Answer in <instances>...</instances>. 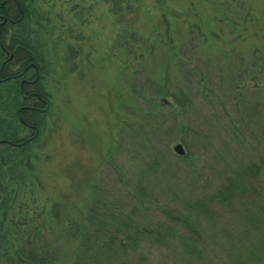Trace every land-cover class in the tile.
I'll list each match as a JSON object with an SVG mask.
<instances>
[{
  "label": "rangeland",
  "instance_id": "1",
  "mask_svg": "<svg viewBox=\"0 0 264 264\" xmlns=\"http://www.w3.org/2000/svg\"><path fill=\"white\" fill-rule=\"evenodd\" d=\"M37 2L42 20L27 32L51 98L41 133L18 128L31 145L0 155V264L24 241L72 264L91 215L119 237L163 227L142 255H122L128 264L237 262L229 246L245 222L212 196L264 153V0ZM199 201L213 218L197 221ZM107 206L118 219L100 216ZM166 212L192 218L199 258L182 251L174 236L191 235Z\"/></svg>",
  "mask_w": 264,
  "mask_h": 264
},
{
  "label": "trees",
  "instance_id": "2",
  "mask_svg": "<svg viewBox=\"0 0 264 264\" xmlns=\"http://www.w3.org/2000/svg\"><path fill=\"white\" fill-rule=\"evenodd\" d=\"M37 6V0H7L5 5H0V21H2L0 24V67H2L0 79H4L0 80V112L7 114L10 123L6 124L9 126L7 129L0 123V143L4 146L0 155L8 154L9 149H18L23 152L31 145L34 140L19 138L18 128L35 129L41 133L42 117L48 110L51 98L42 83L40 48L27 32L31 23L38 24L42 20L39 6ZM3 48L9 56L12 55V58L5 62H2L5 53ZM36 72H38L37 75ZM37 77L38 80H36ZM13 118L18 124L11 129L13 122L15 123ZM0 122H3L1 118ZM181 158L185 160L188 157ZM261 168H264V153L257 163L251 162L244 167L241 166L232 176L233 178H228L226 183L217 189L216 196L215 194L212 196L214 202L217 198V206L230 209L232 213H237V216L233 218L240 216V220L245 222L241 224L242 229L236 231V235L233 234L231 237L233 243L229 247L240 257L233 264H259L263 259L261 255L264 252V196L258 199V196L252 193L256 192L255 183L259 181ZM235 204L243 206V211L235 208ZM196 209L197 221L214 217V209L207 207L201 201ZM115 211L114 207H108V210L99 214L113 221L118 219L117 211ZM166 213L173 224L182 225L185 233L191 235L174 236L178 239L182 251L192 258H199L205 249L200 244L199 240L202 238L192 218L171 212ZM174 215L177 217L174 218ZM87 220L89 227L83 225V228L79 230L81 233H77V236L82 239L72 264H128L127 260L120 261L123 258L122 255L139 257L140 254L142 255L139 251L145 246L147 239L165 234L163 227L145 230L129 228L123 237H119L120 229L115 228V232H111L110 223L103 217L98 219L91 215ZM227 232L229 234V231ZM6 242L2 247L9 252L11 248ZM24 242L19 249L15 250L14 256L9 255L6 258V264H66L63 255L59 256L56 252L52 254L47 247H29L31 244L27 245Z\"/></svg>",
  "mask_w": 264,
  "mask_h": 264
},
{
  "label": "water",
  "instance_id": "3",
  "mask_svg": "<svg viewBox=\"0 0 264 264\" xmlns=\"http://www.w3.org/2000/svg\"><path fill=\"white\" fill-rule=\"evenodd\" d=\"M174 150L176 151V153H178L179 155L181 156H184L185 154V150H184V147L182 144H177L175 147H174Z\"/></svg>",
  "mask_w": 264,
  "mask_h": 264
},
{
  "label": "flooded vegetation",
  "instance_id": "4",
  "mask_svg": "<svg viewBox=\"0 0 264 264\" xmlns=\"http://www.w3.org/2000/svg\"><path fill=\"white\" fill-rule=\"evenodd\" d=\"M4 5V4H3Z\"/></svg>",
  "mask_w": 264,
  "mask_h": 264
}]
</instances>
